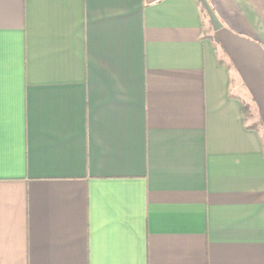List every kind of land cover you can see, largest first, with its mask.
I'll list each match as a JSON object with an SVG mask.
<instances>
[{"label":"crops","instance_id":"0c3cea01","mask_svg":"<svg viewBox=\"0 0 264 264\" xmlns=\"http://www.w3.org/2000/svg\"><path fill=\"white\" fill-rule=\"evenodd\" d=\"M0 264H264V0H0Z\"/></svg>","mask_w":264,"mask_h":264},{"label":"trees","instance_id":"16d2710c","mask_svg":"<svg viewBox=\"0 0 264 264\" xmlns=\"http://www.w3.org/2000/svg\"><path fill=\"white\" fill-rule=\"evenodd\" d=\"M242 113H243V117H246L249 113L248 108L243 106L242 107Z\"/></svg>","mask_w":264,"mask_h":264}]
</instances>
